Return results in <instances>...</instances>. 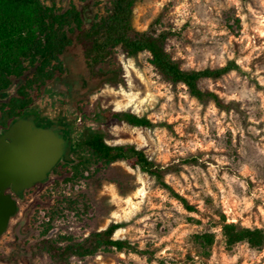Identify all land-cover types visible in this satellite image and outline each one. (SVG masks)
<instances>
[{
	"label": "rangeland",
	"instance_id": "374dc122",
	"mask_svg": "<svg viewBox=\"0 0 264 264\" xmlns=\"http://www.w3.org/2000/svg\"><path fill=\"white\" fill-rule=\"evenodd\" d=\"M107 1L53 0L60 11H83L86 20L102 14ZM133 25L167 33L166 50L182 68L235 60L241 72L199 83L230 109L221 111L211 101L196 100L184 85L164 81L147 52L130 58L115 52L103 68L115 72L120 84L103 82L91 75L74 36L61 56L64 72L48 84L63 89L79 114H100L76 141L99 131L109 135V144L142 149L191 208L122 161L92 165L88 172L75 169L80 153L74 148L72 163L60 161L49 179L25 191L0 235V264H58L45 254H30L41 235L79 241L112 221L123 223L115 239L147 253L97 249L64 264H264V241L259 247L229 246L224 235L227 224L264 234V0H137ZM23 82L24 77L13 79L15 87ZM9 93L0 94V105ZM107 108H129L154 126L112 123L104 118ZM21 219L23 237L17 242L14 227Z\"/></svg>",
	"mask_w": 264,
	"mask_h": 264
},
{
	"label": "trees",
	"instance_id": "16d2710c",
	"mask_svg": "<svg viewBox=\"0 0 264 264\" xmlns=\"http://www.w3.org/2000/svg\"><path fill=\"white\" fill-rule=\"evenodd\" d=\"M50 1L48 5L45 0H0V94L13 90L0 105V131L22 116L41 90L64 72L61 56L72 44L73 36L91 75L103 82L115 87L120 84L114 81L117 78L115 72L103 68L115 52H121L125 58L147 52L150 64L164 81L184 85L196 100L211 101L221 111L230 109L229 103L224 102L214 91L202 89L199 83L203 79L221 78L232 71L241 72L240 65L235 60H228L212 68H182L166 50L167 33L154 34L134 27L133 8L137 0H108L104 12L88 16L89 20L85 19L81 10L71 8L60 11L53 0ZM17 77H24V82L15 87L13 79ZM121 84L126 86L123 82ZM103 113L104 118L115 124L147 128L154 126L150 119L129 108H107ZM107 138L109 135L106 133L91 131L76 141L74 148L80 154L73 163L74 168L88 172L92 165L100 164L105 168L122 161L132 169L147 173L185 208H191L165 182L164 168L149 159L142 149L130 143L109 144ZM121 227L123 223L112 221L104 229L92 231L79 241L68 239L59 242L43 234L29 251L32 256L45 254L58 264L67 263L74 255L92 254L97 249L146 254L147 251L128 240L114 238V233ZM224 235L229 246L246 242L252 247H259L264 241L260 229H236L233 224L224 226Z\"/></svg>",
	"mask_w": 264,
	"mask_h": 264
},
{
	"label": "water",
	"instance_id": "95a60500",
	"mask_svg": "<svg viewBox=\"0 0 264 264\" xmlns=\"http://www.w3.org/2000/svg\"><path fill=\"white\" fill-rule=\"evenodd\" d=\"M63 143L53 130L35 127L30 119L12 121L0 133V235L17 211L6 189L19 193L43 181L61 158Z\"/></svg>",
	"mask_w": 264,
	"mask_h": 264
},
{
	"label": "flooded vegetation",
	"instance_id": "af4514ba",
	"mask_svg": "<svg viewBox=\"0 0 264 264\" xmlns=\"http://www.w3.org/2000/svg\"><path fill=\"white\" fill-rule=\"evenodd\" d=\"M19 118L30 119L33 122V126L51 129L57 136L63 138V154L57 163L60 161L71 162V155L76 144L75 139L77 138V134H83L91 122H99L101 119L100 114H97L95 118H88L79 114L76 106L69 102L64 90L57 88L56 84L53 83L47 84L42 89L39 96L24 110L22 116ZM5 129H2L0 133ZM51 171L48 172L47 177L43 181L37 182L31 187L49 179ZM30 188L24 189L19 193L13 192L10 188L6 189V192L11 194L17 202V209L18 205L25 199V191ZM22 225L23 220L21 219L14 227V236L17 242L23 237V234L19 233Z\"/></svg>",
	"mask_w": 264,
	"mask_h": 264
}]
</instances>
